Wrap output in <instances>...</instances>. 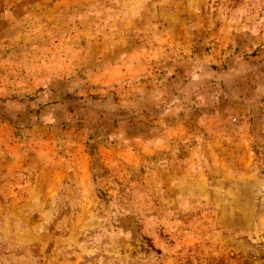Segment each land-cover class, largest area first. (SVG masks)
I'll return each instance as SVG.
<instances>
[{"label":"rangeland","instance_id":"1","mask_svg":"<svg viewBox=\"0 0 264 264\" xmlns=\"http://www.w3.org/2000/svg\"><path fill=\"white\" fill-rule=\"evenodd\" d=\"M133 36L156 46L145 89L199 48L219 73L250 59L245 110L225 78L205 140L184 122L178 157L134 145L131 121L96 143L85 79ZM5 42L25 65L0 61V264H264V0H0V54ZM56 71L77 93L53 97Z\"/></svg>","mask_w":264,"mask_h":264},{"label":"crops","instance_id":"2","mask_svg":"<svg viewBox=\"0 0 264 264\" xmlns=\"http://www.w3.org/2000/svg\"><path fill=\"white\" fill-rule=\"evenodd\" d=\"M117 30L118 33L123 31L120 27ZM153 30H156V28L150 29L147 34H150ZM133 35H135V31H133ZM14 44V42L2 44L4 51L0 54L2 55L0 61L10 63L7 64L8 66H12L16 62V65L23 67L25 65L23 63L25 60L24 48L21 47V50L14 51L15 45L22 46V43ZM123 44L124 46L118 44L109 51L110 53L105 54L106 57L101 60L104 66H97L96 70L90 69L89 78L85 80L89 82L92 90L90 93H84L85 97L83 99L79 98V100L87 102L90 100L85 106L91 108H81L83 112L90 111L93 114L90 119L91 122L95 127H100L95 130V134H91V136L97 138L96 143L99 142V144L105 145L108 139L112 138L110 135H118L125 122L130 123L129 121H131L134 145L147 137L153 150L154 159L167 156V153H169L167 158L169 156L178 157L171 150V146L174 139H177V142L180 141L179 130L184 122H188V124L192 122L196 127L198 126L197 128L202 136H198L196 140H205V130L214 124V119L219 115V111L215 109V101L217 99L225 100L227 97L223 92L218 93L217 90L212 93L213 87L211 86L213 84L217 85L214 87L223 86L221 80L225 78L231 80L233 78L234 83L235 93L227 97L228 101L234 104V107H236L234 110H238V112L245 110L242 105L247 99V83H244V81L252 75L250 72L252 67L250 59L231 58L223 63L225 66H222L219 73L218 68L213 67V65L221 64L224 60L216 56L213 58L216 53L214 49L212 55L206 54L204 56L199 48L191 57L181 56L176 61H170L171 64L166 67L167 72H165L162 84L145 89L144 83L140 81V75L142 72H146V67L150 63H153L152 65L157 64V60L152 59L153 55H148L152 51L151 47L155 44L151 40L141 42L140 37L136 40L135 36L132 37V41L123 42ZM142 46L148 49L147 53L141 51ZM154 47L156 48V46ZM183 47V45H180L176 48L182 49ZM54 58H56V62H53V65L58 66L56 63H60V56H54ZM42 60L44 63V59ZM125 64L126 66L133 64L135 68L137 67V69L134 68V75H130L123 68L121 70L117 68V66L124 67ZM96 65H99V63ZM228 69L229 71H227ZM25 73L21 70L20 78H23ZM137 73L139 76H137ZM10 74V72H6L4 76L7 78ZM215 74L221 76L220 81L213 80L218 78L215 77ZM54 76V81L59 82L57 85L64 87V90L59 88H55L53 91L49 90L54 98L67 94L71 95L72 92L77 93L78 85L77 82H74L73 75L56 71ZM71 84L73 85L72 89L70 88ZM160 86L163 89L161 93L159 92V90H162ZM154 88L158 89V96L153 95V92L156 91ZM37 95L39 97L40 93ZM70 95L69 98H71ZM20 96L22 97L23 93H20ZM236 104L241 106L237 108ZM161 146L165 147L163 151L160 148ZM167 146L170 147L167 148Z\"/></svg>","mask_w":264,"mask_h":264}]
</instances>
